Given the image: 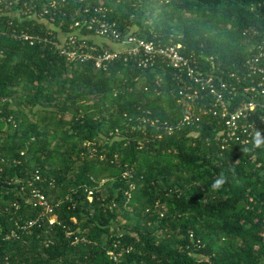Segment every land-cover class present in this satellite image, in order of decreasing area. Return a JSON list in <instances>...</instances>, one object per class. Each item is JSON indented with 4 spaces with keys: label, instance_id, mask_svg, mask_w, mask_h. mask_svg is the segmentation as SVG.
I'll use <instances>...</instances> for the list:
<instances>
[{
    "label": "trees",
    "instance_id": "trees-1",
    "mask_svg": "<svg viewBox=\"0 0 264 264\" xmlns=\"http://www.w3.org/2000/svg\"><path fill=\"white\" fill-rule=\"evenodd\" d=\"M103 14L122 35L181 42L217 81L240 76L239 89L255 93L264 75L247 63L264 52V0H0V264H262L264 144L223 148L206 114L172 134L143 132V117L177 124L185 113L169 69L98 68L12 33L44 36L50 25L112 48L85 24ZM256 64L264 69V56ZM221 174L227 183L214 191ZM34 188L61 199L59 223L29 225L44 210ZM109 250L124 252L120 262Z\"/></svg>",
    "mask_w": 264,
    "mask_h": 264
},
{
    "label": "built area",
    "instance_id": "built-area-1",
    "mask_svg": "<svg viewBox=\"0 0 264 264\" xmlns=\"http://www.w3.org/2000/svg\"><path fill=\"white\" fill-rule=\"evenodd\" d=\"M45 12H48L47 8ZM98 12L102 14V8H99ZM85 24L88 28H95V35L111 40L115 43V46L112 48H99L97 45L83 39L86 37L79 36L78 31L55 34L52 32L53 28L50 25H47V34L44 36L34 35L28 30H22L20 34H17L14 29L12 33L16 38L24 39L30 44L36 42L45 45L52 44L55 51L65 56L68 61L93 62L98 68L113 61L124 60L126 62L135 61L138 67L143 69L155 68L157 64L169 69L171 94L176 96L180 103L185 104V113L177 124H172L157 117H143V132L145 127L151 124L158 126L168 134H172L184 124L199 122L202 120V115L206 114L212 115L218 120L216 138L223 148L231 144L248 145L258 135L260 138L264 136V123L255 119L257 109L262 108L264 110V75L261 76V80L258 82L257 91L255 93L247 92V90L239 89L237 85L242 82L240 76L236 77L237 81L226 79L217 81L215 73H204L199 68L197 59L194 56H187L183 53L181 42L164 43L161 39H146L139 36L133 29L122 35L116 27V23L107 20L104 14L102 17L96 15L85 20ZM80 25L81 22L76 21L72 24V27H76V30H78L81 28ZM263 56L264 52L261 45H259L257 53H253L247 61L250 75L264 72V69L256 64ZM232 76L234 77L235 74L233 73ZM201 90L207 91L206 97L212 96L211 99L203 96L202 100L206 98L204 104L198 102V99L202 97ZM240 94L246 95L247 98H242L239 96ZM127 115L125 114L126 117ZM116 132V139L123 138L126 143H130L128 136L121 133L120 129H117ZM143 138H141L142 141ZM143 145L144 143L141 146ZM124 175L128 176L129 172ZM39 178L37 176V179ZM32 193L33 204L43 206L44 210L36 219L30 221L29 225H39L43 219H47L50 225L59 223L56 218L52 217V214L61 206V199L52 200L45 193L39 191L38 188H34ZM89 194V197L92 198V191H89ZM127 196L128 201L131 200L132 196L129 192H127ZM66 234L71 238L72 231L68 229ZM73 240L76 242L79 238L74 236ZM107 253L110 259L118 263L124 252L109 250Z\"/></svg>",
    "mask_w": 264,
    "mask_h": 264
},
{
    "label": "clouds",
    "instance_id": "clouds-1",
    "mask_svg": "<svg viewBox=\"0 0 264 264\" xmlns=\"http://www.w3.org/2000/svg\"><path fill=\"white\" fill-rule=\"evenodd\" d=\"M115 44V43H114ZM254 144L256 147L261 146L264 144V138H260L259 135L254 141ZM247 149H245L246 151ZM227 183V177L224 174L219 175L211 184V188L216 191L219 190L221 187H223Z\"/></svg>",
    "mask_w": 264,
    "mask_h": 264
},
{
    "label": "rangeland",
    "instance_id": "rangeland-1",
    "mask_svg": "<svg viewBox=\"0 0 264 264\" xmlns=\"http://www.w3.org/2000/svg\"><path fill=\"white\" fill-rule=\"evenodd\" d=\"M156 8H157V12H160L161 11V8L159 7V6H156ZM151 21H152V18H151ZM125 222V220L123 219L122 220V224ZM264 264V263H263Z\"/></svg>",
    "mask_w": 264,
    "mask_h": 264
},
{
    "label": "crops",
    "instance_id": "crops-1",
    "mask_svg": "<svg viewBox=\"0 0 264 264\" xmlns=\"http://www.w3.org/2000/svg\"><path fill=\"white\" fill-rule=\"evenodd\" d=\"M104 40H105V41H108L109 39H107V38H99V41H104ZM263 263H264V262H263ZM263 263H262V264H263Z\"/></svg>",
    "mask_w": 264,
    "mask_h": 264
},
{
    "label": "water",
    "instance_id": "water-1",
    "mask_svg": "<svg viewBox=\"0 0 264 264\" xmlns=\"http://www.w3.org/2000/svg\"><path fill=\"white\" fill-rule=\"evenodd\" d=\"M43 21H46V20H44V19H43ZM110 44H111V46H113V47L115 46V44H114V43H112V42H110Z\"/></svg>",
    "mask_w": 264,
    "mask_h": 264
}]
</instances>
